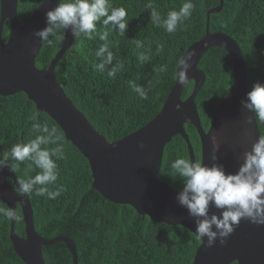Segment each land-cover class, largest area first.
I'll return each mask as SVG.
<instances>
[{"label": "trees", "instance_id": "obj_1", "mask_svg": "<svg viewBox=\"0 0 264 264\" xmlns=\"http://www.w3.org/2000/svg\"><path fill=\"white\" fill-rule=\"evenodd\" d=\"M220 0H192V15L174 33H167L155 25L150 17L154 8L165 19L171 10H179L184 0H109L113 7L127 11V30L119 35L112 26L107 28L97 22L93 39L75 38L74 44L59 58L54 75L65 94L82 112L93 129L109 142L140 129L160 111L174 81L178 56L205 35L206 13L219 5ZM223 7L208 19L210 33L222 32L236 41L242 53L246 80L251 89L254 83H264V0H222ZM42 0H17V14L23 24ZM151 5V7H149ZM108 31V44L113 52V62L103 73L96 70L99 59L95 51L105 41L99 34ZM9 34V25L3 26L2 40ZM64 36V34H63ZM46 46L42 44L36 58L38 68H46L60 49L63 39ZM141 47L136 46V42ZM162 47V51H157ZM143 53L149 57L140 62ZM122 64L115 78L107 76L112 66ZM165 71H160L161 67ZM198 68L205 74L195 104L204 130H207L213 114L225 98L232 83V64L229 55L219 47L209 48L200 58ZM129 82H135L147 90L148 98L140 99L132 91ZM193 89L189 81L181 99H186ZM35 106L24 93L0 96V153L8 151L15 143H27L35 138L30 120ZM38 121L55 127L62 138L63 159H57L58 179L49 189L63 187L55 200L47 196L28 195L33 211L36 232L45 239L56 236L70 238L76 246L77 264H192L200 240L182 226H172L140 216L128 205L115 204L104 199L92 188L91 171L86 159L68 142L60 128L45 113L38 112ZM261 136L264 122L257 120ZM194 152L200 161V140L194 127L184 125ZM49 149L55 145H42ZM177 158H188L186 143L180 135L174 136L164 148L158 178L180 191L178 178L173 179L171 163ZM24 162L12 171L16 179H26L39 169L29 171ZM8 182L12 180L8 178ZM8 208L0 201V209ZM20 217L14 225L15 233L24 237V223ZM10 220L0 211V264H25L14 252L9 239ZM45 264H72L66 245L57 242L42 247ZM231 264H237L233 262Z\"/></svg>", "mask_w": 264, "mask_h": 264}, {"label": "water", "instance_id": "obj_2", "mask_svg": "<svg viewBox=\"0 0 264 264\" xmlns=\"http://www.w3.org/2000/svg\"><path fill=\"white\" fill-rule=\"evenodd\" d=\"M58 2L42 0L22 24L18 19L17 0H0V96L24 93L37 112L45 113L55 122L65 139L88 162L92 188L104 199L131 206L140 216H148L157 223L182 226L196 235L194 218L176 202L179 191L158 178L166 144L180 135L186 143L189 160L195 162L193 148L184 129V125L189 124L199 136L200 162L209 166L212 163L222 165L226 174H234L243 161V153L249 151L261 136L256 119L241 105L249 86L240 48L229 35L210 33L208 29L209 16L221 11L223 1L207 11L205 35L183 53L194 52L187 82L181 85L175 78L158 114L140 129L112 142L93 129L54 75L57 61L74 44L75 37L70 29L64 33L61 47L49 65L46 68L36 66L42 42L33 32L46 27L45 13ZM6 22L9 34L4 42L2 33ZM212 47H219L229 55L233 79L208 129L204 130L195 104V97L205 81L198 62ZM189 81L193 82V89L182 100L181 94ZM213 136L218 145L215 161L209 158ZM138 142H143L145 147L139 148ZM17 182L12 171L0 169V201L15 212L18 204L24 223V237H20L14 231L16 220H10L9 239L14 252L25 264H45L42 247L62 242L71 254L72 264H77L76 246L70 238L56 236L45 239L36 232L28 195L16 191ZM211 213L219 215L215 208L210 209ZM206 244L207 238H202L192 264H264V225L241 220L224 245H220L218 240L212 247Z\"/></svg>", "mask_w": 264, "mask_h": 264}, {"label": "clouds", "instance_id": "obj_3", "mask_svg": "<svg viewBox=\"0 0 264 264\" xmlns=\"http://www.w3.org/2000/svg\"><path fill=\"white\" fill-rule=\"evenodd\" d=\"M194 8L192 0H184L179 10L169 11L165 19L161 20L154 8L150 17L155 25L163 27L167 33H174L178 27L184 26V21L192 15ZM126 16L124 7H113L109 0H59L54 8L45 13L46 27L34 31L33 35L46 46L54 42L50 37L61 40L69 29L73 37L83 36L91 40L97 32V22H102L106 28L111 25L119 35L124 36L128 24ZM99 39L105 43L95 51L99 59L95 67L103 73L112 65L114 56L107 42L108 31L100 33ZM136 46L139 48L142 45L137 41ZM157 51H162V47ZM193 55L194 52H188L176 58L175 78L181 85L187 82ZM138 60L147 62L149 57L140 53ZM122 67V64L112 66L107 76L115 78ZM160 71H165V68L162 66ZM129 86L140 99L148 98L147 90L141 85L129 82ZM241 105L252 113L254 119L264 122V83H254ZM38 117V112H33L30 117L33 121L31 131L38 134L27 143H15L8 151L0 153V169L7 168L14 172L22 163L31 162L28 164L29 171L39 169V172L19 179L16 191L21 195H46L48 199L55 200L64 189L61 186L50 190L48 186H54L58 179V167L53 157L63 159L62 138L55 127L49 128L46 123H40ZM211 144L209 158L215 161L218 145L214 136L211 137ZM42 145L55 147L49 149ZM138 147L143 149L145 145L138 142ZM170 167L173 179L178 178L182 185L176 202L194 218L196 237L199 240L206 237L207 247H212L217 240L224 245L241 220L257 226L264 225V136H259L251 149L243 153V161L234 174H226L222 165L212 163L209 166L188 158H177ZM211 208L218 210L219 215L210 214ZM0 211L9 220L20 219L12 208Z\"/></svg>", "mask_w": 264, "mask_h": 264}]
</instances>
